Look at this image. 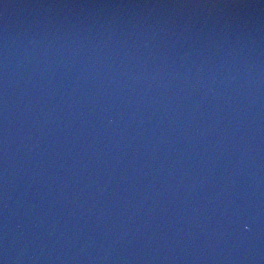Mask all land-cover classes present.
<instances>
[{"label": "water", "instance_id": "obj_1", "mask_svg": "<svg viewBox=\"0 0 264 264\" xmlns=\"http://www.w3.org/2000/svg\"><path fill=\"white\" fill-rule=\"evenodd\" d=\"M0 264H264V0H0Z\"/></svg>", "mask_w": 264, "mask_h": 264}]
</instances>
